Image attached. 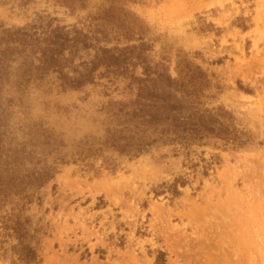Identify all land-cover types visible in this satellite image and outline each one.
<instances>
[{
  "label": "rangeland",
  "instance_id": "374dc122",
  "mask_svg": "<svg viewBox=\"0 0 264 264\" xmlns=\"http://www.w3.org/2000/svg\"><path fill=\"white\" fill-rule=\"evenodd\" d=\"M110 6L127 11L141 40L98 17ZM55 28L105 48L143 42L149 64L173 77L177 63L198 66L201 104L225 110L243 144H164L137 156L102 146L125 118L115 103L134 89L103 68L76 90L36 71ZM95 50L65 49L62 71ZM0 62V163L17 155L19 174L37 160L51 170L26 198L0 200V264H26L20 242L34 249L32 264H264V0H0Z\"/></svg>",
  "mask_w": 264,
  "mask_h": 264
},
{
  "label": "trees",
  "instance_id": "16d2710c",
  "mask_svg": "<svg viewBox=\"0 0 264 264\" xmlns=\"http://www.w3.org/2000/svg\"><path fill=\"white\" fill-rule=\"evenodd\" d=\"M56 1L72 8L76 4L82 5L85 0ZM126 14L127 11L122 8L110 6L98 17L107 25L117 22L116 29L126 23L129 28H125L123 35L131 39L135 34L141 40L139 28L135 26L130 28L133 21L126 20ZM133 29H137L136 32ZM22 34L25 35V33ZM25 40L27 42L33 39L31 35L20 38V42ZM97 40L95 36L90 38L79 31H76L73 37H68L55 28L44 36V41L39 48V64L34 69L41 70L42 73L47 70L56 72L59 85L63 89L76 90L93 83L99 68L111 71L127 80V87L134 89V95L125 102L115 103L119 106L118 112L123 113L125 118L107 128L101 142L102 146L121 154L137 156L147 152L153 146L164 144L190 146L207 144L213 139L243 144V140L236 137V129L229 124L227 120L229 117L225 110L219 107L207 108L201 104L202 87L207 84L198 66L184 64L182 68L181 64L177 63L175 67L177 76L173 77L166 72V67L162 63H156L154 66L149 64L145 55L147 45L143 42L123 48H105L93 43ZM83 48L96 49L92 58L81 62L80 68H72L71 73L63 72L64 66L61 61L69 59L64 58L62 52L68 49L71 55ZM136 66L142 69L139 75L134 73ZM40 73L36 75L39 76ZM0 128L3 127L0 125ZM46 133L45 143L52 136L51 133ZM21 150L20 153L25 149L22 147ZM17 160L16 155L9 162L0 163V200H4L10 194H18L19 197L26 198L27 185L37 188L51 177L49 166L36 167L41 160H37L25 174H19V170L15 169ZM13 173L15 176L12 175ZM14 224L13 230L17 238L23 237L19 220L16 219ZM19 244L17 253L20 260L26 264H32L35 259L34 249L28 244L22 242Z\"/></svg>",
  "mask_w": 264,
  "mask_h": 264
}]
</instances>
